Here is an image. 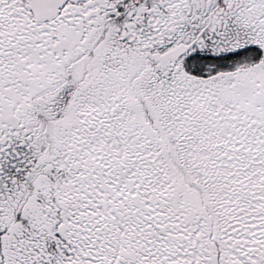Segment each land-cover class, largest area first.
<instances>
[{
  "label": "snow or ice",
  "instance_id": "snow-or-ice-1",
  "mask_svg": "<svg viewBox=\"0 0 264 264\" xmlns=\"http://www.w3.org/2000/svg\"><path fill=\"white\" fill-rule=\"evenodd\" d=\"M0 264H264V0H0Z\"/></svg>",
  "mask_w": 264,
  "mask_h": 264
}]
</instances>
